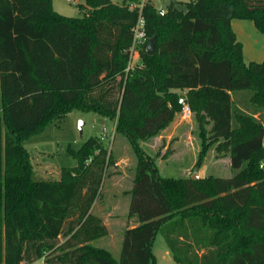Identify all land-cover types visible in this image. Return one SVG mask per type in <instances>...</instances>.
Listing matches in <instances>:
<instances>
[{
  "label": "trees",
  "instance_id": "16d2710c",
  "mask_svg": "<svg viewBox=\"0 0 264 264\" xmlns=\"http://www.w3.org/2000/svg\"><path fill=\"white\" fill-rule=\"evenodd\" d=\"M128 1L83 0L66 17L51 0H0V264H150L159 230L178 264H264V58L245 63L231 28L249 20L264 34V0L170 2L163 14L146 0L142 67L126 71L138 19ZM178 90L228 153L230 177L163 176L141 149L181 111ZM73 109L111 119L136 158L125 193L137 224L118 257L92 245L108 235L92 207L115 162L102 140L68 148L77 163L56 179L37 177L22 145Z\"/></svg>",
  "mask_w": 264,
  "mask_h": 264
},
{
  "label": "rangeland",
  "instance_id": "374dc122",
  "mask_svg": "<svg viewBox=\"0 0 264 264\" xmlns=\"http://www.w3.org/2000/svg\"><path fill=\"white\" fill-rule=\"evenodd\" d=\"M111 1L121 4L123 0ZM151 1L156 9L164 12L170 2H177V6L183 9V3L190 0ZM82 3L83 0H51V7L63 16L79 17L83 13L79 9ZM231 22L237 40L242 43L243 61L245 63L261 62L264 58V34L256 30L251 21L233 19ZM139 55L134 54L131 57L133 67H142ZM181 91L176 92L179 97L185 99L186 93ZM247 94L248 91H238L232 98L239 109L251 112L252 103H245ZM254 117L264 127V110L256 113ZM172 122L173 125L167 132L169 137L155 139L163 133L161 131L159 135L140 142L141 149L153 159L161 175L188 177L194 171L197 172L198 177L228 178L232 175L228 153L218 149L220 140L208 137L205 132L201 135L202 129L197 126L193 114L187 118L183 117L180 111ZM208 127L209 125H206L203 130L205 131ZM91 136L102 140L115 161L107 168L101 184V194L92 207V213L103 218L109 234L93 241L92 245L105 247L118 257L123 230L137 224L135 218L128 219L129 196L125 193L132 185L136 158L125 138L114 134L112 120L94 112L73 109L62 119L47 125L42 132L24 140L22 145L31 156L36 176L56 179L60 168L75 166L77 163L76 159L68 153V148L77 150ZM62 239L60 236L59 240L62 241ZM152 251L155 262L150 264H178L172 259L161 230L155 235ZM22 264L31 263L23 262Z\"/></svg>",
  "mask_w": 264,
  "mask_h": 264
},
{
  "label": "built area",
  "instance_id": "2783aa9c",
  "mask_svg": "<svg viewBox=\"0 0 264 264\" xmlns=\"http://www.w3.org/2000/svg\"><path fill=\"white\" fill-rule=\"evenodd\" d=\"M70 1V0H69ZM146 3V0H129L128 1V8L130 10H137L138 11V19L134 26L132 27V32H133V39H132V44L129 49V62L126 68V71L128 69L133 68L132 62H131V57L134 54H139V49L142 47V45L145 43L146 38H145V22L143 17L141 16V10L143 5ZM157 11L160 14H163L164 12L160 9H157ZM178 102L181 104V114L183 117H190L191 111L190 108L186 102V100L183 97H179ZM32 264H42V259L39 261H36Z\"/></svg>",
  "mask_w": 264,
  "mask_h": 264
},
{
  "label": "crops",
  "instance_id": "0c3cea01",
  "mask_svg": "<svg viewBox=\"0 0 264 264\" xmlns=\"http://www.w3.org/2000/svg\"><path fill=\"white\" fill-rule=\"evenodd\" d=\"M246 21V20H245ZM247 21H249V20H247ZM250 22V21H249ZM253 25V24H252ZM254 27V26H253ZM231 28H232V22H231ZM255 28V27H254ZM232 30H233V28H232ZM257 30V29H256ZM234 31V30H233ZM235 33V32H234ZM235 36H236V34H235ZM237 39V38H236ZM240 42V41H239ZM241 43V42H240ZM242 44V43H241ZM181 93H185V90H182L181 91ZM112 123H113V127H114V122L112 121ZM173 125V122L165 129V130H162L163 131V135L161 134V135H159L158 137H156L155 139H161L163 136H167V137H169L170 135H167V132H168V129L171 127ZM43 178V179H45L44 177H42V176H39V178ZM133 218V217H132ZM105 224V223H104ZM106 225V224H105ZM136 224H133L132 225V227L133 226H135ZM109 234V233H108Z\"/></svg>",
  "mask_w": 264,
  "mask_h": 264
},
{
  "label": "water",
  "instance_id": "95a60500",
  "mask_svg": "<svg viewBox=\"0 0 264 264\" xmlns=\"http://www.w3.org/2000/svg\"><path fill=\"white\" fill-rule=\"evenodd\" d=\"M154 44H155V37H152L149 39L147 43V53L148 54H151L153 52ZM197 177H198L197 172L194 171L192 174V178L196 179Z\"/></svg>",
  "mask_w": 264,
  "mask_h": 264
}]
</instances>
